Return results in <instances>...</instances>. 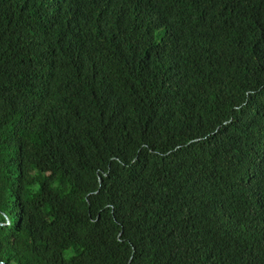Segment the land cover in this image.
<instances>
[{"label": "trees", "instance_id": "16d2710c", "mask_svg": "<svg viewBox=\"0 0 264 264\" xmlns=\"http://www.w3.org/2000/svg\"><path fill=\"white\" fill-rule=\"evenodd\" d=\"M0 264H264V0H0Z\"/></svg>", "mask_w": 264, "mask_h": 264}]
</instances>
